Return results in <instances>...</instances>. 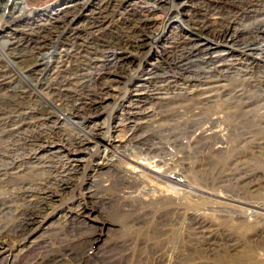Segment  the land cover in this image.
<instances>
[{
    "label": "rangeland",
    "instance_id": "rangeland-1",
    "mask_svg": "<svg viewBox=\"0 0 264 264\" xmlns=\"http://www.w3.org/2000/svg\"><path fill=\"white\" fill-rule=\"evenodd\" d=\"M103 1L14 0L9 3L10 11L3 7L7 0L0 3V264H235L243 260L240 253L247 251L254 254L250 264H264V210L257 208L264 205V84L255 81L259 76H252L251 83L241 80L242 74L237 76L238 72L231 71V83H223L234 87L226 89L216 102L204 104L182 98L165 108V100L162 105H149L153 111L140 120V129H135V119L132 123L122 121L115 128L117 118L128 117L121 106L135 97V86L145 78L143 71L151 69L147 77L161 85L170 80L184 82L185 77L206 69V63L200 60L201 53L183 58L180 56L184 49L174 50L172 41L180 25L171 30L165 42H150L146 46L143 64L140 55L132 52L122 66L129 73L127 78L110 89L113 94L103 108L88 114V130L102 124L106 131L111 129L107 134L117 143L111 140L84 151L75 173L66 170L67 158L61 154L48 150L42 152L45 156L40 153V160L31 158L29 148L33 146L34 150L36 144L52 141L67 149V143L84 133L81 119L75 125L58 120L57 114L62 110L68 113L73 99L67 96L65 105H60L62 110L55 108L56 95L50 89L63 76L88 72L90 80L96 79L98 73H91L85 59L126 38L139 17L140 0L125 4L119 0ZM232 1L228 11L243 8ZM259 3L251 16L241 12L235 21L243 25H239L241 28L250 26L248 33L264 23V0ZM203 4V0H190L187 6L202 14ZM65 5L73 10L78 8L74 13L77 20L70 27L62 23L65 26L57 24L55 28L56 13ZM157 5L153 9L156 28L162 25L171 0H158ZM71 14L67 13L65 19ZM192 14L182 10V27L188 25ZM63 46L73 50L75 56L67 62L54 59L51 70L43 71L46 64L42 56ZM80 49L84 52L77 55ZM215 61L213 64L218 65ZM9 62H16L14 76L7 66ZM59 65L69 69H56ZM33 68L43 75L25 74L28 81L18 74L34 73L29 70ZM263 71L264 68L260 69L257 75ZM81 82L79 79L77 86H73L77 93H83ZM241 87L251 94L248 106L241 105L246 100L234 95ZM93 93L90 92L92 99ZM30 108L32 115L23 120L21 112ZM47 117L52 118L43 120ZM127 137L140 141L131 143L137 153L122 162L114 155L123 153L126 144H130ZM146 157L153 161L162 159L166 165L158 164L159 169L179 170L187 177V185L178 190L170 188L168 183L146 175L144 169L135 177V163L131 159L142 161ZM12 159L22 165L12 167L9 177L3 173ZM30 185L29 193L23 195V187ZM46 186L52 192L44 195L42 190ZM247 211L255 213L248 219L244 213Z\"/></svg>",
    "mask_w": 264,
    "mask_h": 264
},
{
    "label": "bare ground",
    "instance_id": "bare-ground-1",
    "mask_svg": "<svg viewBox=\"0 0 264 264\" xmlns=\"http://www.w3.org/2000/svg\"><path fill=\"white\" fill-rule=\"evenodd\" d=\"M7 1L8 2L4 3L3 7H6L5 11L7 9L10 11L11 6L9 7V3L10 2L13 3L14 0H7ZM119 1L122 4L131 2V0H119ZM188 1H190V0H181L179 2H176V0H171V7L169 8L168 12L166 13V15L164 17V21L162 22V25L160 27L157 26V28H156L157 17H155L153 9L157 8L158 0H154L153 3H151L149 0H140L141 4L138 3V8L140 9L139 17L136 19L135 24L130 29L131 31H129V33L126 35V38H122L120 40V42H118L114 45H109V46L107 45V47L105 49H102V50L95 52V56H90V59H87V58L85 59L88 63L87 66L89 65L90 68L92 69L91 73H98V77L96 79L90 80L89 79L90 74L88 72H83V73L80 72L81 74H79V75L74 74L75 75L74 76L72 74L74 77H71L70 75L68 77L63 76L61 79L58 80V82L55 84L56 87L50 89V93H52L53 95H56L55 96V99H56L55 102H57L58 104H53L56 106L55 108L60 109V105L61 106L65 105L64 100H67V96H70L71 97L70 99H73L71 107L68 108L69 110L67 109L68 113H64L63 110L60 109V110H62V112L60 115L57 114L58 120H64V122H70L71 124L75 125L76 123H79L80 122L79 120L81 119L82 121H84L83 124L87 130H85V128L83 126L82 129H83L84 133L82 135L79 134V136L73 138L71 142L69 141L70 143H67L68 144L67 146H69L67 149L64 148V146H59L58 144L55 145L52 141H49L46 144H39V145L36 144V145H34V150L32 149L33 146L30 147L29 149H31L30 151H32L31 152L32 153L31 154L32 159L33 158L36 160L42 159L41 157L44 155L42 152L49 150L53 154H61L62 156H64L63 158H67L66 170H69L70 172L73 170L72 173H75V171H76L75 168L78 167V165H79V163H81V161H83L81 154L84 153V151L85 152L86 151H92L90 149L95 148L97 146L100 147V145L102 143L104 145L105 142L111 141L112 140L111 136L107 134L108 130H111V129L109 128L106 131L105 126H103L102 124H100V125H98L99 123L95 124L94 126L91 127V129L88 130V127L86 125L88 122V114L90 112L100 110L101 108H103L102 105H106L104 103L106 101V99H108V97H111V95L113 94L110 92V89H113L114 86L121 84L123 77L127 78L129 73H125L122 70L123 69L122 66H123L124 62L126 61V58L132 52L138 53L140 55L141 58L139 59V61L141 64H143L145 62V57H146L147 53H144V54H142V53H143V50L146 48V46L150 42H152L151 45H153L154 43L156 44V43H159V42H162V41L168 39L170 36L171 30H173L175 28H179V25L181 28L180 31H176L175 34H177V35L174 38L172 37L173 38L172 43L174 44V50L175 49L177 50L179 48L184 49L183 51L180 50L182 52V55L180 57H183V58H194V57L200 56V53H201L200 60H201V62L203 61V63L204 62L206 63V69L204 70V72L193 73L194 74L193 77H190V76L185 77L183 79L184 82H180L178 80H170V82L168 81L169 83L161 84V85H159L158 81H156L155 79H153L151 77H147V75L149 73H151V71H150L151 69L146 70V73H144V71H143L142 75H144L145 78L142 79L141 82H138L141 84H138L137 86H135V88H136L135 94H134L135 97L133 99L131 98V100L128 101V103H127L128 105L121 106L122 108L125 107L124 109H122V111H126L125 113H128L127 114L128 117L120 119V117H121L120 116L119 118H117L118 122L117 121L115 122V128H119L121 126L120 123L122 121L127 120V121H129L128 123H132V122H135V120H136L135 129L136 128L140 129V125H139L141 123L140 120L143 118H148V113L149 112L151 113L153 111L151 109L152 107H150L149 105H152L154 107L157 105H162L165 100H166V102H168L167 104H165V108H167L169 106V103L177 102V101H179V99H182V98L183 99H197L199 102H203L204 104L213 103L214 101L216 102L220 96H223L225 94L226 89H229V88L232 89L234 87V86H231V84L223 83L226 81H228V82L230 81V83H231V77H232L231 76L232 73H230L231 71L232 72H238V73H236L237 76L242 74L243 78L241 80L245 81L247 79L248 82L250 81L251 83L254 82V80H252V76H254V77L259 76L258 79H256L255 81L259 84H262V85L264 84V73L257 75V71H260V69L264 68V23L257 24V26L255 27V29H257V30L251 31L249 33L246 32V29L249 28L250 26L244 25V27L241 28V27H239V25H242V24H238V25L236 24L237 23L236 20L239 18V15L241 12H244V13L247 12V15L251 16L252 11L256 12L258 10L257 8L260 5L259 0H233L235 2V5L237 3H240L243 7V8H240L239 11H235V12L233 10L228 11V7L231 6V3H230L231 0H203L204 4L200 6V10L203 11L202 14L197 13L196 10L195 11L191 10L190 7L187 6ZM103 2H101V3H103ZM84 6L87 7L86 4ZM104 9H105V7H104ZM118 9H119V7H118ZM183 9L189 10V12L193 13L192 16L190 17V19L187 20L188 25L185 27H182V25H181V24H183V21H184L182 18V10ZM76 10H73L72 6L65 5V6L61 7V9L58 10V12L56 13L58 15L57 17H55V19L57 20L56 21L57 23H55L54 25L52 24V25L54 27L57 26V24L61 25L62 23L68 24L69 27H70V25H74L76 20H77L76 19L77 16H76V14H74V13H76ZM105 12H106V10H105ZM67 13L73 14V15L71 14L72 16H70V18L68 20L65 19L67 17L66 16ZM198 15H201V17L199 19H197ZM213 15L215 17L211 18V17H213ZM241 18H243V17L241 16ZM63 19H65V20H63ZM235 21H236V23H235ZM173 22H176L175 26H173L174 25V24H172ZM47 23H49V22H47ZM64 24H62V26ZM71 30H74V29H71ZM42 46H44V45H42ZM72 51L73 50L69 49L68 47L63 46V48L60 50L58 48H55V50L52 53H49L47 55H43L42 58L45 59V64H46L43 71L44 70L46 71L47 69L51 70L50 69L51 64H53L58 59H61L58 61L59 63L63 62V60L66 61V60L71 59L73 56H75V55L72 56ZM151 51H152V49L150 48L148 53H150ZM83 52H84V50H81V52H79L77 55H79ZM54 59H55V61H54ZM214 60H216L215 62L218 61L219 64L214 65L213 64ZM15 63L9 62L7 65L12 73L14 72V70L16 71V69H17L16 68L17 66ZM239 65H241L242 67H238ZM35 67H38V65H36ZM57 67L59 69L64 68L63 69L64 71H67L69 69V67L65 66V65L56 66V69H57ZM29 70L33 71L34 73L29 72V73H18V74L21 75L22 78L27 79L28 81H29V79L26 78L25 74H28L29 76H40L39 74H42V73H38V72L35 73L36 70H38V68H36V69L33 68V69H29ZM254 72H256V73H254ZM84 73H87V74H84ZM14 74L15 73H13L11 75L14 76ZM45 74H48V73H45ZM249 75H251V77L246 78V76H249ZM87 77H88V79H87ZM79 79L82 80L81 86L83 89V93H77V91H78L77 88L73 87V86H77L76 81ZM128 79L130 81L131 76H129ZM167 80L168 79L165 78V82ZM94 82H96L95 85H94ZM0 83L2 84V82H0ZM156 83L158 85H155ZM192 85H194L195 88L194 87L190 88V86H192ZM88 87L92 88V90H90V88H88ZM167 87H170V89H168ZM172 89L178 90V91L175 93H173L174 91L170 92V90H172ZM163 90H166V91H163ZM92 91L95 92V93H93L94 99H92V95H90V92H92ZM234 91L235 90H233V92ZM89 95H90V98H89ZM234 95L239 96L242 99L246 100V102L242 103L241 105L248 106L252 102L251 94L247 92L245 87H241L238 90H236ZM64 97H66V98H64ZM116 99H117V95L113 98V100H116ZM218 102H219V100H218ZM68 105H69V103H68ZM117 105H119V101H118ZM32 110H33V108H30L25 112H21V117L22 116L25 117V118H23V120L26 119L28 115H30V116L32 115V113H33ZM192 110H194V109H192ZM4 114H5V112H4ZM120 114H121V112H120ZM68 115H70V116L67 117ZM52 117H47V119L41 118L40 120L43 119L45 121H48ZM18 118H20V117L18 116ZM75 118H78L77 122L74 121ZM130 119H132V120H130ZM133 119H135V120H133ZM204 119H206V118H204ZM137 121H139V122H137ZM148 121H150V120L148 119L147 122ZM152 121L154 122L155 118ZM155 123H156V121H155ZM105 124H107V121L105 122ZM130 130L133 131L132 128H130ZM45 137L50 138L48 136H45ZM127 139H130V142H129L130 144H128V145L126 144L125 150L123 151V153H121V154L116 153L114 155V157L116 159L119 158L120 161H122V162L123 161L126 162L127 160H129V158L131 156H133L135 153H137V152H135L136 147L132 146L131 143H134V141L135 142L140 141V138L137 140H134V137H132V138L127 137ZM112 141L117 143L116 141H114V139ZM117 141H120V139ZM137 143H139V142H137ZM8 150H9V148H8ZM120 150H122V149H120ZM103 152H104V149H103ZM40 153H42L43 155H40ZM3 155H4V157H8L5 154H3ZM141 159H143L145 161H143V160L142 161H136V160L131 159L132 162L135 163V165L132 166V168L135 169L134 171L132 169V172L135 174V177L139 176L140 173H143L141 170L144 169L146 175H150V177L156 179L157 181L168 183V186L170 188L178 190L180 187H184L187 185V183H188L187 177L182 175L181 173H179L178 172L179 170L178 171H170L168 169H159L158 168V164H161L162 167H164L166 165L162 159H159V160L157 159L154 161L148 159L147 157L141 158ZM118 164H114V166H118ZM21 165H22V163L20 164V162L16 159H14L13 162L9 161L8 164L6 165V169H5L3 174H5L6 176L8 175L10 177L9 171L12 169V167L13 168H15V167L19 168V166H21ZM71 167H73V168H71ZM36 170H38V169H36ZM16 172H18V171H16ZM70 172H68V173H70ZM1 178H3V177H1ZM194 185H195V183H194ZM20 187H22V186H20ZM31 187H32L31 185L23 187V189H24L23 195L26 196L29 193ZM42 191H44V192H42V194H44V195H47L48 193L50 194L52 192V191H49V188L47 186ZM258 205H256V206H258ZM263 206L264 205L258 206L257 208L264 210ZM255 212H257V210ZM255 212L254 211H247L244 213H246L248 215V219H249V216H251L252 214L254 215ZM1 244H2V242H1ZM240 254H241L240 256L243 257V260L241 262H238L235 264H250L249 262L252 260L254 254L252 255L250 253V251H247L243 254L240 253Z\"/></svg>",
    "mask_w": 264,
    "mask_h": 264
},
{
    "label": "built area",
    "instance_id": "built-area-1",
    "mask_svg": "<svg viewBox=\"0 0 264 264\" xmlns=\"http://www.w3.org/2000/svg\"><path fill=\"white\" fill-rule=\"evenodd\" d=\"M4 0H0V3L3 2Z\"/></svg>",
    "mask_w": 264,
    "mask_h": 264
}]
</instances>
